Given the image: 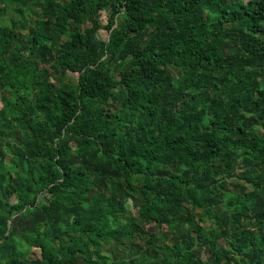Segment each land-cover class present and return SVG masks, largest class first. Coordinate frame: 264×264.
Instances as JSON below:
<instances>
[{"label": "trees", "instance_id": "1", "mask_svg": "<svg viewBox=\"0 0 264 264\" xmlns=\"http://www.w3.org/2000/svg\"><path fill=\"white\" fill-rule=\"evenodd\" d=\"M2 5L0 264H264V0Z\"/></svg>", "mask_w": 264, "mask_h": 264}, {"label": "rangeland", "instance_id": "2", "mask_svg": "<svg viewBox=\"0 0 264 264\" xmlns=\"http://www.w3.org/2000/svg\"><path fill=\"white\" fill-rule=\"evenodd\" d=\"M3 8H4V5H2V6L0 7V9H3ZM6 8H8V6H7ZM11 8H13V6H12ZM8 11H10V8L8 9ZM108 14H109V11H108V12H103V13H102V20H103L104 24L107 23V15H108ZM1 18H2V16L0 15V19H1ZM100 34H101L102 37H106V36L108 35V32H107L106 29H102V30L100 31ZM68 73H69V74H68V77H67V78H74V77L77 76V74H75V73H71V72H68ZM1 105H2V103L0 102V108H1ZM127 208H128V210H129L131 213H132V212L135 213V212L137 211L136 207L132 205V202H131V201H128V203H127ZM32 252L34 253V256H35V257H40V250H39L38 248L33 249ZM203 255H204V257H208V254H207L206 252H203Z\"/></svg>", "mask_w": 264, "mask_h": 264}]
</instances>
